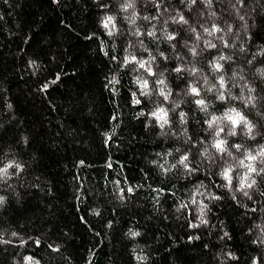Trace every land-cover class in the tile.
Instances as JSON below:
<instances>
[{
  "label": "trees",
  "instance_id": "16d2710c",
  "mask_svg": "<svg viewBox=\"0 0 264 264\" xmlns=\"http://www.w3.org/2000/svg\"><path fill=\"white\" fill-rule=\"evenodd\" d=\"M0 264H264V0H0Z\"/></svg>",
  "mask_w": 264,
  "mask_h": 264
},
{
  "label": "rangeland",
  "instance_id": "374dc122",
  "mask_svg": "<svg viewBox=\"0 0 264 264\" xmlns=\"http://www.w3.org/2000/svg\"><path fill=\"white\" fill-rule=\"evenodd\" d=\"M104 23L108 31H112L114 29V25L110 17H106L104 20ZM156 116L158 117L161 123H165L167 121V112L164 108L158 109L156 111ZM224 116L231 118L235 123H239L240 121L244 120V117L242 116V114L235 109H228L224 113Z\"/></svg>",
  "mask_w": 264,
  "mask_h": 264
}]
</instances>
